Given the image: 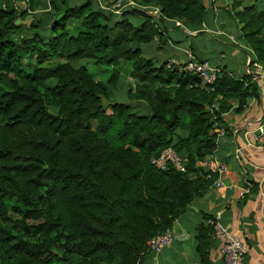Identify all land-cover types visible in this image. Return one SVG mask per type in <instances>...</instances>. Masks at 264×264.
I'll list each match as a JSON object with an SVG mask.
<instances>
[{
    "label": "trees",
    "instance_id": "16d2710c",
    "mask_svg": "<svg viewBox=\"0 0 264 264\" xmlns=\"http://www.w3.org/2000/svg\"><path fill=\"white\" fill-rule=\"evenodd\" d=\"M4 1L0 264H142L150 240L213 185L199 162L218 150L224 116L244 112L262 88L248 72L220 66L211 91L183 65L146 55L155 41L166 47L177 20L201 34L207 0H138L158 15L141 8L115 15L97 0H27L20 12ZM250 2L234 0L225 14L252 51V67L264 65V0ZM40 9L30 28L18 23ZM87 62L113 71L96 80ZM124 67L134 80L127 95L144 105L142 114L111 101ZM168 147L187 160L186 172L153 165ZM211 234L200 226V264H211Z\"/></svg>",
    "mask_w": 264,
    "mask_h": 264
},
{
    "label": "crops",
    "instance_id": "0c3cea01",
    "mask_svg": "<svg viewBox=\"0 0 264 264\" xmlns=\"http://www.w3.org/2000/svg\"><path fill=\"white\" fill-rule=\"evenodd\" d=\"M233 1L218 0L214 4L207 3L210 18L208 24L203 26L201 34H198L199 31L192 32L184 26L183 29L190 33H187L189 39L203 38L202 48L190 44L188 49L194 48L200 58L209 60L204 55V52L208 51L207 43L210 41L224 43L231 47L230 55L238 56V58L241 53L245 55V59H239L240 62L245 61V73L254 72L255 70L248 69V63L252 60V51L238 39L236 32L232 31L235 23L225 14L226 8L230 7ZM243 3L251 2L243 0ZM173 29H168V36ZM206 29L210 33L205 31ZM231 36L236 37L237 43L231 40ZM223 38L228 41V44ZM167 46L173 49L180 48L171 39L168 40ZM183 49L182 54L176 59L166 61L183 64V57L185 58L183 53L187 48ZM219 55L224 60L228 56L223 51ZM215 66L227 65L216 64ZM242 74L244 73L237 75ZM235 110L236 107L224 116L228 131L225 132L222 128L216 130L218 133L216 154L228 164V171L223 177V186L212 185L202 197L196 198L174 223L173 245L160 254L149 253L142 264H200L197 237L199 228L205 223L206 217L219 219L234 234L243 237L248 245V254L242 264H264V133L258 129L261 125L259 120L262 119L264 122V93L260 100L250 99L244 112L238 114ZM209 255L211 264H226L220 253V243L212 234Z\"/></svg>",
    "mask_w": 264,
    "mask_h": 264
},
{
    "label": "built area",
    "instance_id": "2783aa9c",
    "mask_svg": "<svg viewBox=\"0 0 264 264\" xmlns=\"http://www.w3.org/2000/svg\"><path fill=\"white\" fill-rule=\"evenodd\" d=\"M84 1V0H77ZM101 8L113 12L115 15H121L125 8H141L150 9V13L158 15L159 9L156 7H136L134 0H119L112 7L103 5L101 0H97ZM217 0H207V3L214 4ZM178 27L185 28L180 21H175ZM205 31L209 32L208 29ZM231 40L237 43L236 37L231 36ZM185 59L183 70L194 75H197L202 82V85L214 90L213 85L218 80L221 73V68L213 65L209 60L199 59L196 57L192 49L185 50ZM171 64L178 65L174 62ZM255 81L262 88L264 93V73L259 64H254ZM261 125L258 128L261 133H264V122L259 120ZM223 134V131H222ZM153 165L159 170H166L169 167H174L180 172H186L187 160L182 158L180 154L172 147L164 149L157 157L152 160ZM199 167L205 174L206 179L214 180L213 185L217 187L223 186V177L228 171V164L221 160L216 153L206 156L199 162ZM206 224L213 229V237L220 243V253L226 264H242L244 258L248 254V245L243 237L234 234L229 227L225 226L219 219L208 218ZM175 241L173 228L166 229L163 233L153 237L149 242V251L153 254H160L165 249L170 248Z\"/></svg>",
    "mask_w": 264,
    "mask_h": 264
},
{
    "label": "rangeland",
    "instance_id": "374dc122",
    "mask_svg": "<svg viewBox=\"0 0 264 264\" xmlns=\"http://www.w3.org/2000/svg\"><path fill=\"white\" fill-rule=\"evenodd\" d=\"M13 1V4H15V7L21 12V11H26L28 9V3L27 0H11ZM103 5L107 6V7H112L113 4L117 3L119 0H101ZM136 3V7H142L138 0H134ZM247 2H250V0H246ZM4 0H0L1 4H4ZM47 4V2H46ZM150 10V9H148ZM43 12V9L38 10L35 13H29V16L27 18H22L20 17L18 19V23L25 25L26 27H31L32 24L34 23V20L36 18L39 17V15ZM238 26L236 24H233L232 27V31L236 32L237 37L240 35V30L238 29ZM189 31V30H188ZM186 29H176L174 28L173 30H171L169 32V38L171 40H174L179 46L180 48H170L169 46H167L166 48L160 49L159 48V44L158 41H155L153 43V45H149V46H144V49L146 51V55L150 58H155L157 60L158 63H163L166 60H170V59H176L177 56L181 55L183 52V48H187L189 47L190 44H195V46L198 48H202V44H203V38H197V39H189L187 36ZM31 34V31L26 33V35ZM190 34V33H188ZM189 39V40H188ZM224 39V42L226 44H228V41ZM222 40V39H221ZM231 44V43H230ZM237 45V44H235ZM207 47H208V51L204 52V55L206 58L209 59V61L216 65V64H225L227 65L232 71H234L235 73L239 74V73H245V61L240 62L239 59L244 58L245 59V55L243 53H241L237 57H234L232 55H230L229 53L231 52V47H229V45H224V43L220 44V43H215V42H208L207 43ZM182 48V49H181ZM191 49V48H189ZM223 51L227 56V59H221L219 53ZM194 52V51H193ZM183 55H185V53H183ZM181 58V57H180ZM185 58L183 57V60ZM59 61H62V59H58ZM172 61V60H171ZM84 63V62H83ZM171 65V62H168ZM86 65L89 67V70L93 73V75L96 77V80H102V81H106L107 78L109 77V75L111 74V71L113 67L109 68L108 66H98L96 64H94V62H87ZM182 65V64H181ZM262 66V72L264 73V65H260ZM126 67L123 68V71L121 73L120 79H119V83L117 85V87L115 89H113L112 91V96H111V101H125L126 103H131L135 106V109L139 112V113H143L145 107L144 105H139L136 104L138 102H134L133 100L129 99L128 95H127V91L129 90V88L134 87V80L131 79L126 73L125 70ZM252 70H255L256 67L252 66L251 67ZM105 105L108 109V113H111V109H110V105L105 102ZM96 126V123L94 124Z\"/></svg>",
    "mask_w": 264,
    "mask_h": 264
},
{
    "label": "water",
    "instance_id": "95a60500",
    "mask_svg": "<svg viewBox=\"0 0 264 264\" xmlns=\"http://www.w3.org/2000/svg\"><path fill=\"white\" fill-rule=\"evenodd\" d=\"M251 68V61L248 63V69ZM250 70V69H249ZM249 74L253 75L254 77L256 76V73L253 71H249Z\"/></svg>",
    "mask_w": 264,
    "mask_h": 264
}]
</instances>
